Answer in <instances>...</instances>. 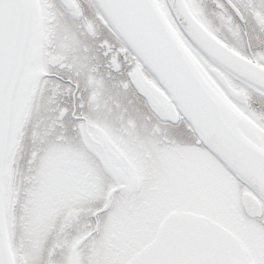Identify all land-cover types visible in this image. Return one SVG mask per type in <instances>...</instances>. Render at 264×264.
Returning a JSON list of instances; mask_svg holds the SVG:
<instances>
[{"label":"snow or ice","instance_id":"6c2138e0","mask_svg":"<svg viewBox=\"0 0 264 264\" xmlns=\"http://www.w3.org/2000/svg\"><path fill=\"white\" fill-rule=\"evenodd\" d=\"M0 264H264V0H0Z\"/></svg>","mask_w":264,"mask_h":264}]
</instances>
